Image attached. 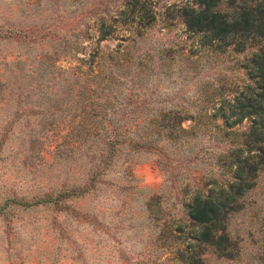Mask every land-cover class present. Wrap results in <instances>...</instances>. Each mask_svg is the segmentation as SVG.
Listing matches in <instances>:
<instances>
[{
  "label": "rangeland",
  "instance_id": "374dc122",
  "mask_svg": "<svg viewBox=\"0 0 264 264\" xmlns=\"http://www.w3.org/2000/svg\"><path fill=\"white\" fill-rule=\"evenodd\" d=\"M196 3L0 0V264H190L183 260L192 255L200 264H264V167L242 210L227 219L235 260L200 245L187 215L191 196L217 193L231 178L223 166L235 138L186 119L183 128L196 134L159 140L163 152L128 143L111 150L117 132L122 143L157 130L153 108L196 115L204 82L243 86V73L230 69L244 55L197 53V37L176 16ZM118 50L150 67L125 68L120 97L101 94L115 109H100L104 99L91 84L101 79L91 74L103 64L110 75L108 58ZM167 55L175 60L170 70L159 63ZM53 60L67 72L46 77L49 95L33 91L39 79L27 75ZM248 127L244 121L232 131Z\"/></svg>",
  "mask_w": 264,
  "mask_h": 264
},
{
  "label": "trees",
  "instance_id": "16d2710c",
  "mask_svg": "<svg viewBox=\"0 0 264 264\" xmlns=\"http://www.w3.org/2000/svg\"><path fill=\"white\" fill-rule=\"evenodd\" d=\"M176 16L182 20L187 31L197 37V53L209 52L215 58L244 55L242 62H237L235 68L230 69L231 74L234 73V69L243 73V86L233 88L226 84L225 79L218 81V87H213L211 82H204L193 101L199 104L196 106L198 108L196 115L189 116L186 113L188 115L186 116V109L153 108L150 123L155 124L158 127L157 130L149 132L146 136L125 138L122 143L117 132L110 146L113 152L119 151V146L127 143L133 150L163 152V147L158 144L159 140L176 142L196 134L195 130L183 128V122L186 119L192 120L200 128L212 125L215 129L225 132V137L235 138L231 142L234 150L229 152L228 161L223 166L231 175L227 184L220 187L217 193L209 191L205 194V192L197 191L191 196V201L187 205L189 220L199 228L196 241L200 245L212 247L215 254L221 258L235 260L239 252H236L230 236L226 233L227 219L231 214L242 210V200L255 187L264 167V0H197L195 6L180 8ZM153 21L154 17L142 28L150 26ZM163 52L169 55L171 51L166 49ZM64 53H68V50ZM168 55L162 57L159 63L160 67L170 70L175 60ZM119 56L118 50L116 55L108 58L112 71L110 75H104L101 70L103 64H100L96 73L91 74L95 79H101L99 84L97 82L91 84L100 91V101L104 99V104L101 102L98 104L100 109L110 107L115 109V106L112 107L114 104L112 98H109L110 96L105 98L101 94L109 91L115 98L120 97L116 90L126 81L124 78L130 71L124 70L125 68L135 65L142 70L150 67L143 60L132 62ZM183 62L187 63L189 59ZM200 64L201 62L195 61L193 69L198 70ZM17 65L22 64L18 62L15 66ZM12 71H19V69L14 67ZM56 72L65 74L67 71L59 67L54 60L42 63L40 67L27 75V78H32V82L39 79L32 90H44L43 82L46 77ZM121 72L122 75H118ZM79 74L82 73L79 72ZM19 90L25 91L23 87H19L17 91ZM43 92L45 96L49 95L48 91ZM57 103L61 101L55 104ZM140 115L141 113L138 117ZM219 121H222L223 125L218 124ZM244 121L249 123L246 131L242 133L232 131ZM154 135L155 138H152ZM47 201L38 200L34 204ZM183 261L190 264L202 263L193 255Z\"/></svg>",
  "mask_w": 264,
  "mask_h": 264
}]
</instances>
